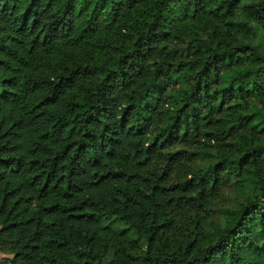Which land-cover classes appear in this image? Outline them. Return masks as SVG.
<instances>
[{
  "label": "trees",
  "instance_id": "16d2710c",
  "mask_svg": "<svg viewBox=\"0 0 264 264\" xmlns=\"http://www.w3.org/2000/svg\"><path fill=\"white\" fill-rule=\"evenodd\" d=\"M7 264H264V0H0Z\"/></svg>",
  "mask_w": 264,
  "mask_h": 264
},
{
  "label": "rangeland",
  "instance_id": "374dc122",
  "mask_svg": "<svg viewBox=\"0 0 264 264\" xmlns=\"http://www.w3.org/2000/svg\"><path fill=\"white\" fill-rule=\"evenodd\" d=\"M11 254L7 253V252H1L0 251V264H7L6 259L10 258Z\"/></svg>",
  "mask_w": 264,
  "mask_h": 264
}]
</instances>
